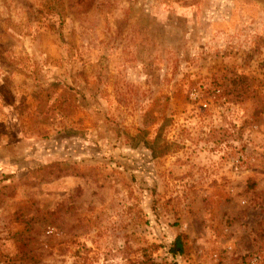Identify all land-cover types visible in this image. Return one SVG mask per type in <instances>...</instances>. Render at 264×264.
<instances>
[{"label": "rangeland", "instance_id": "obj_1", "mask_svg": "<svg viewBox=\"0 0 264 264\" xmlns=\"http://www.w3.org/2000/svg\"><path fill=\"white\" fill-rule=\"evenodd\" d=\"M0 264H264V0H0Z\"/></svg>", "mask_w": 264, "mask_h": 264}, {"label": "trees", "instance_id": "obj_2", "mask_svg": "<svg viewBox=\"0 0 264 264\" xmlns=\"http://www.w3.org/2000/svg\"><path fill=\"white\" fill-rule=\"evenodd\" d=\"M158 139L155 140V143L154 145L157 143ZM151 147V146H150ZM153 150V153H154V156L156 155L155 154V151H154V148H152ZM165 153V150L163 149L161 152H160V155L164 154ZM170 254H172L173 256H177V255H183L185 253L188 252V246L187 244L185 243L183 237L181 235H179L173 242V244L171 245L170 247Z\"/></svg>", "mask_w": 264, "mask_h": 264}]
</instances>
